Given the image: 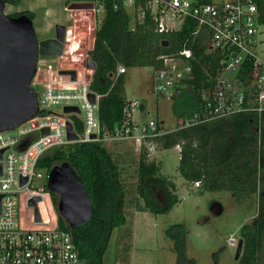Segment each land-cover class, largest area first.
Here are the masks:
<instances>
[{"label": "built area", "instance_id": "obj_1", "mask_svg": "<svg viewBox=\"0 0 264 264\" xmlns=\"http://www.w3.org/2000/svg\"><path fill=\"white\" fill-rule=\"evenodd\" d=\"M93 4L92 10L65 8L66 12L93 13L90 31L95 34L88 41L91 47L85 44L79 53V44L70 45L74 24L66 30L62 55L38 58L31 82L38 113L15 129L0 132V151H3L0 158V264H90L80 256L72 229L60 228L58 215L54 226L45 227L50 222L43 220L39 207L45 204L46 196L52 199L48 187L52 169L41 167L40 162L47 153L76 143L127 141L153 160L152 152L158 150L156 139L168 133L159 120L137 121L135 114L144 112V103L128 99L122 122L111 132L103 131L99 114L101 95L91 88L95 69L88 67L97 30V13L103 11L102 7L95 9ZM123 6L127 11L131 9L130 23L141 25L149 21L158 34L195 27L190 35L192 44L205 47L206 54L220 58L213 85L199 92L201 106L191 119L193 123H207L241 113L259 117L264 114V57L259 50L264 24L260 22L255 0H123ZM159 59L162 65L155 69V90L162 98L173 102L182 82L193 77L194 64H200L201 60L187 43L179 52L162 55ZM64 71H74L75 78L62 74ZM126 72L123 66L118 68L119 74ZM91 94L95 95L94 102ZM59 105L64 106L62 114L52 110ZM68 107L78 111L67 112ZM68 124L76 140L69 139ZM187 126H190L189 120H178L177 127ZM44 178L48 191L33 189L34 182ZM194 186L198 188L200 184ZM34 198H40L36 208L30 205ZM29 208L33 212L32 222L25 219Z\"/></svg>", "mask_w": 264, "mask_h": 264}, {"label": "trees", "instance_id": "obj_2", "mask_svg": "<svg viewBox=\"0 0 264 264\" xmlns=\"http://www.w3.org/2000/svg\"><path fill=\"white\" fill-rule=\"evenodd\" d=\"M209 1V0H208ZM259 19L264 24V0H255ZM6 5L18 6L22 0H4ZM90 2L103 8L93 49L89 58L95 64L92 90L101 95L100 121L103 131L111 132L124 119L127 102L126 70L137 67L158 69L162 55H173L187 45L192 47L201 63L194 64L193 77L182 82L173 101L177 120H189L190 126L179 128L156 139L158 150L180 146L178 171L187 183H199V194L226 190L243 200L258 194V214L252 224L242 229L243 252L240 264H264V114L261 117L246 113L207 123H193L192 117L200 110L199 92L213 85L220 67V58L206 54L205 47L192 44L193 26L183 30L158 34L149 21L131 26L132 16L123 0H69ZM33 21L36 14L25 11ZM207 68L205 69V67ZM68 164L90 194L93 214L88 222L72 230L74 243L81 257L90 264H103L114 231L127 224L126 189L120 167L103 143L70 144L51 150L40 166L48 169ZM137 210L154 215L166 214L180 201L173 180L164 176L156 159L149 160L141 152L137 169ZM55 208L59 196L51 193ZM59 226L69 230L58 215ZM175 242L177 264H196L186 254V233L182 225L168 229Z\"/></svg>", "mask_w": 264, "mask_h": 264}, {"label": "rangeland", "instance_id": "obj_3", "mask_svg": "<svg viewBox=\"0 0 264 264\" xmlns=\"http://www.w3.org/2000/svg\"><path fill=\"white\" fill-rule=\"evenodd\" d=\"M70 3L69 0H22L18 6L6 5L5 13H35L36 19L33 23L40 40L55 37V26L58 24L66 26L67 30L74 24L70 45L79 44L78 52L82 53L84 45H89V39L95 34L90 31L93 13L66 12L64 8ZM97 8L99 6L95 4V9ZM128 12L131 13V9ZM69 16L73 18L69 19ZM102 17L103 11L98 12L97 26ZM261 31L263 34L260 38L263 42L259 45V50L264 57V25ZM77 67L82 74L81 66ZM125 80L127 99L144 103L145 111L135 114L137 121L142 118L147 122L159 120L167 132L177 128L178 120L173 113V102L162 98L155 90L154 68L128 69ZM63 107L59 105L52 110L62 114ZM104 145L120 167L123 176L128 220L125 226L114 231L103 264H177L175 242L168 232L174 225L183 226L187 257L195 260L196 264H240L241 256L237 258L238 244L242 238V229L245 225L252 224L258 214L257 193H252L243 200H237L234 193L226 190L206 191L201 195L194 184L187 183L178 171L180 149L176 147L156 150L152 152V158L160 164L162 174L176 184L180 201L166 214L139 212L137 208L140 198L136 187L141 150L127 141L108 142ZM41 188L48 191L45 178L34 182L33 189L40 191ZM39 209L43 220L48 219L50 222L45 227L54 226L59 213L50 196L45 197V204H40ZM32 216V209L29 208L25 219L32 222Z\"/></svg>", "mask_w": 264, "mask_h": 264}, {"label": "water", "instance_id": "obj_4", "mask_svg": "<svg viewBox=\"0 0 264 264\" xmlns=\"http://www.w3.org/2000/svg\"><path fill=\"white\" fill-rule=\"evenodd\" d=\"M6 3L0 0V132L15 129L32 119L38 113V102L31 82L35 76L39 56L58 57L64 49L65 27L57 25V37L39 40L33 20L26 14L11 16L5 13ZM70 10H92L90 2H72ZM88 67L95 64L88 60ZM75 78L74 71H64ZM92 102L95 95L91 94ZM67 112L78 111L68 107ZM69 139L77 137L68 124ZM3 151H0V158ZM1 168V167H0ZM1 170V169H0ZM1 173V171H0ZM25 181L22 183L24 184ZM49 191L59 196L57 212L68 226L75 230L89 221L93 214L91 197L77 174L68 164L54 167L50 172ZM40 198H34L30 205L36 208ZM37 220L40 221L38 210ZM243 241L238 244L237 258L241 256Z\"/></svg>", "mask_w": 264, "mask_h": 264}, {"label": "flooded vegetation", "instance_id": "obj_5", "mask_svg": "<svg viewBox=\"0 0 264 264\" xmlns=\"http://www.w3.org/2000/svg\"><path fill=\"white\" fill-rule=\"evenodd\" d=\"M68 6H66L65 8H67ZM64 8V10L66 11V9ZM59 25V24H58ZM63 26V25H62ZM65 27V33H66V26H64ZM55 29H56V26H55ZM57 37V30H56V36L55 37H52V38H48V39H54V38H56ZM40 40V39H39ZM45 40V39H44ZM65 40V39H64ZM41 41V40H40ZM65 42V41H64ZM242 251H243V248H242Z\"/></svg>", "mask_w": 264, "mask_h": 264}, {"label": "crops", "instance_id": "obj_6", "mask_svg": "<svg viewBox=\"0 0 264 264\" xmlns=\"http://www.w3.org/2000/svg\"><path fill=\"white\" fill-rule=\"evenodd\" d=\"M126 73H127V72H126ZM126 73H125V74H126ZM144 111H145V109H144Z\"/></svg>", "mask_w": 264, "mask_h": 264}]
</instances>
